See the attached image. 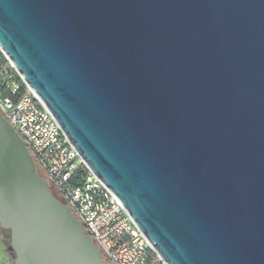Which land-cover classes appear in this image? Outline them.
Here are the masks:
<instances>
[{
    "label": "water",
    "instance_id": "water-1",
    "mask_svg": "<svg viewBox=\"0 0 264 264\" xmlns=\"http://www.w3.org/2000/svg\"><path fill=\"white\" fill-rule=\"evenodd\" d=\"M0 45L165 264H264V0H0ZM14 264H112L0 113Z\"/></svg>",
    "mask_w": 264,
    "mask_h": 264
},
{
    "label": "built area",
    "instance_id": "built-area-1",
    "mask_svg": "<svg viewBox=\"0 0 264 264\" xmlns=\"http://www.w3.org/2000/svg\"><path fill=\"white\" fill-rule=\"evenodd\" d=\"M0 113L24 141L86 233L112 264H154L155 252L119 198L91 170L0 45Z\"/></svg>",
    "mask_w": 264,
    "mask_h": 264
},
{
    "label": "rangeland",
    "instance_id": "rangeland-1",
    "mask_svg": "<svg viewBox=\"0 0 264 264\" xmlns=\"http://www.w3.org/2000/svg\"><path fill=\"white\" fill-rule=\"evenodd\" d=\"M40 171H41V175L48 180L46 174L42 170ZM50 185L52 184L50 183ZM9 245H10V234L6 230H3L0 227V264H14L15 258L8 248ZM155 257L160 263L165 264L156 251H155Z\"/></svg>",
    "mask_w": 264,
    "mask_h": 264
},
{
    "label": "trees",
    "instance_id": "trees-1",
    "mask_svg": "<svg viewBox=\"0 0 264 264\" xmlns=\"http://www.w3.org/2000/svg\"><path fill=\"white\" fill-rule=\"evenodd\" d=\"M50 185V184H49ZM50 187L52 188V190H53V193L60 199V200H62V201H64V202H66V200L62 197V195L60 194V192L58 191V189L52 184V185H50ZM7 231V230H6ZM9 234H10V232L9 231H7ZM150 259H151V261H154V264H162V263H160L157 259H156V257H155V252L154 251H152L151 253H150Z\"/></svg>",
    "mask_w": 264,
    "mask_h": 264
},
{
    "label": "flooded vegetation",
    "instance_id": "flooded-vegetation-1",
    "mask_svg": "<svg viewBox=\"0 0 264 264\" xmlns=\"http://www.w3.org/2000/svg\"><path fill=\"white\" fill-rule=\"evenodd\" d=\"M36 167H37V171L39 172V174L41 175V171H40V169L38 168V166L36 165ZM42 176V175H41ZM50 184V183H49Z\"/></svg>",
    "mask_w": 264,
    "mask_h": 264
}]
</instances>
